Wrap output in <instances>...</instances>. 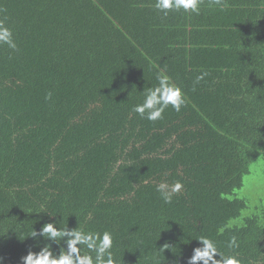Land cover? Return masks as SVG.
<instances>
[{
  "label": "trees",
  "instance_id": "obj_1",
  "mask_svg": "<svg viewBox=\"0 0 264 264\" xmlns=\"http://www.w3.org/2000/svg\"><path fill=\"white\" fill-rule=\"evenodd\" d=\"M154 3L0 0L18 44L0 46L3 264L66 249L29 236L47 222L109 231L116 264H188L200 236L264 264V196L243 193L264 175V0ZM159 72L187 104L153 122L132 109ZM162 182L182 184L170 204Z\"/></svg>",
  "mask_w": 264,
  "mask_h": 264
},
{
  "label": "clouds",
  "instance_id": "obj_2",
  "mask_svg": "<svg viewBox=\"0 0 264 264\" xmlns=\"http://www.w3.org/2000/svg\"><path fill=\"white\" fill-rule=\"evenodd\" d=\"M202 0H155L154 8L165 16L171 11L183 9L185 12L195 14L200 13V3ZM213 3L223 9V0H213ZM6 45L8 49L18 51V44L12 28L4 21H0V46ZM203 75L196 77V83L204 78ZM157 85L144 90V97L141 103L133 107V111L141 118L149 121L163 119L165 111L171 107L175 111H181L187 104V97L182 87L172 81L170 75L159 72L156 75ZM46 100L52 99L49 92ZM182 188V184L177 182L168 185L162 182L157 185V191L164 203L170 204L175 195ZM51 215V214H50ZM32 238L43 236L46 241H54L56 244L65 242L66 249L62 246L59 255L55 254L52 244L46 243L41 247V242L37 239L36 246L39 252L29 251L22 257L23 264H116L113 255V236L109 231L99 232L84 231L79 228L69 229L57 226L56 222H47L42 228L34 230L30 235ZM197 239L202 246L196 247L189 257L188 264H241V261L234 255L222 253L216 242L207 236H200ZM228 248L239 247L235 237L228 241ZM86 250V251H84ZM219 255V259H217ZM0 264L3 258L0 257ZM176 264V262H174Z\"/></svg>",
  "mask_w": 264,
  "mask_h": 264
},
{
  "label": "rangeland",
  "instance_id": "obj_3",
  "mask_svg": "<svg viewBox=\"0 0 264 264\" xmlns=\"http://www.w3.org/2000/svg\"><path fill=\"white\" fill-rule=\"evenodd\" d=\"M255 173L253 176L246 177L245 179V188L243 189V193L247 195L257 194L264 196V175L262 167L257 164L254 168Z\"/></svg>",
  "mask_w": 264,
  "mask_h": 264
}]
</instances>
